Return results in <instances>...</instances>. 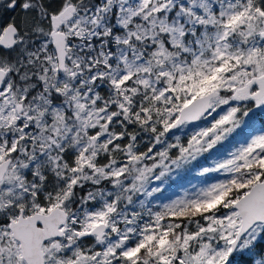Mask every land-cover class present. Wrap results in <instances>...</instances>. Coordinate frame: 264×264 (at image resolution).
Masks as SVG:
<instances>
[{"label":"snow or ice","instance_id":"6c2138e0","mask_svg":"<svg viewBox=\"0 0 264 264\" xmlns=\"http://www.w3.org/2000/svg\"><path fill=\"white\" fill-rule=\"evenodd\" d=\"M0 264H264V0H0Z\"/></svg>","mask_w":264,"mask_h":264}]
</instances>
